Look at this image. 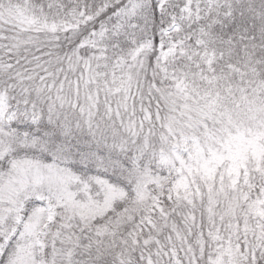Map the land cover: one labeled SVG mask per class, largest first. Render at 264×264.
I'll return each mask as SVG.
<instances>
[{"label": "snow or ice", "instance_id": "obj_1", "mask_svg": "<svg viewBox=\"0 0 264 264\" xmlns=\"http://www.w3.org/2000/svg\"><path fill=\"white\" fill-rule=\"evenodd\" d=\"M0 264H264V0H0Z\"/></svg>", "mask_w": 264, "mask_h": 264}]
</instances>
